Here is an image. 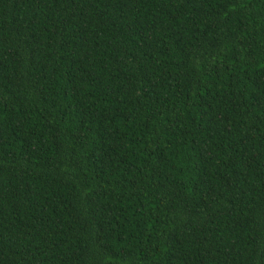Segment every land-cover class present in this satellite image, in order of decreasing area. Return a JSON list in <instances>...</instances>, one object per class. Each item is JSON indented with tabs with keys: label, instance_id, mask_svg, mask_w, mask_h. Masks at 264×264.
I'll return each mask as SVG.
<instances>
[{
	"label": "trees",
	"instance_id": "trees-1",
	"mask_svg": "<svg viewBox=\"0 0 264 264\" xmlns=\"http://www.w3.org/2000/svg\"><path fill=\"white\" fill-rule=\"evenodd\" d=\"M0 264H264V0H0Z\"/></svg>",
	"mask_w": 264,
	"mask_h": 264
}]
</instances>
